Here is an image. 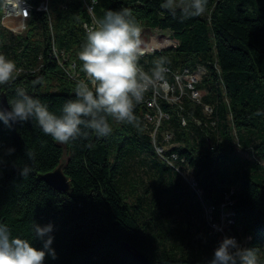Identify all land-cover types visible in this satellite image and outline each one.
I'll return each instance as SVG.
<instances>
[{
  "label": "trees",
  "instance_id": "1",
  "mask_svg": "<svg viewBox=\"0 0 264 264\" xmlns=\"http://www.w3.org/2000/svg\"><path fill=\"white\" fill-rule=\"evenodd\" d=\"M25 1L32 9L23 33L14 34L0 22V54L18 69L13 82L0 86L6 101L24 88L59 115L75 98L76 82L65 77L50 48L67 52L76 78H84L78 52L86 39L82 24L91 19L84 2L92 5L97 21L108 10L127 8L142 31L167 32L172 48L140 57L143 70L165 57L167 81L174 72L197 66L204 67V75L194 86L199 102L185 87L177 103L157 100L163 118L154 145L153 126L145 118L152 111L143 101L134 110L138 126L113 123L106 137L90 132L88 139L68 144L45 135L34 120L11 127L0 121V223L37 249L43 241L35 238L33 223L51 224L56 258L46 255L44 264H209L222 242L216 228L207 226L203 245L198 229L191 239L185 230L170 247L163 227L149 233L155 214L166 206V193L176 202L188 198L203 226L206 210L213 225L222 213L229 214L230 238L257 249L258 264H264V115H254L264 112V0H208L204 15L184 21L179 11L174 17L160 7L164 0H46L47 12L36 10L44 0ZM37 78L43 82L33 86ZM205 106L212 109L209 114ZM163 132L170 134L168 141ZM167 144L159 155L155 146ZM28 151L35 153V162ZM131 153L150 158L156 184L150 199L142 181L126 176ZM25 165L32 168L26 178L20 174ZM59 165L69 182L66 192L41 179ZM183 167L193 176V189L182 185Z\"/></svg>",
  "mask_w": 264,
  "mask_h": 264
},
{
  "label": "clouds",
  "instance_id": "2",
  "mask_svg": "<svg viewBox=\"0 0 264 264\" xmlns=\"http://www.w3.org/2000/svg\"><path fill=\"white\" fill-rule=\"evenodd\" d=\"M160 7L174 17L179 11L184 21L204 15L208 0H164ZM96 24L87 29L78 52L84 78L75 84V98L68 100L57 115L24 88H17L7 107L0 105V121L5 126L34 120L45 135L60 144L86 140L90 132L106 137L113 132V123L138 126L134 110L149 89L163 84L168 61L165 57L157 58L149 71L139 65L143 54L142 29L131 10H108ZM17 71L16 63L0 54V86L13 82ZM42 82V78H37L33 86ZM254 115L264 112L258 110ZM26 155L35 162L34 152L28 151ZM31 171L25 165L20 174L26 178ZM32 230L35 238L43 241L42 249L35 248L28 239L13 236L9 227L0 223V264H44L46 255L56 258L51 248L53 226L42 227L34 222ZM209 264H258L257 249L241 247L234 238L226 237Z\"/></svg>",
  "mask_w": 264,
  "mask_h": 264
},
{
  "label": "rangeland",
  "instance_id": "3",
  "mask_svg": "<svg viewBox=\"0 0 264 264\" xmlns=\"http://www.w3.org/2000/svg\"><path fill=\"white\" fill-rule=\"evenodd\" d=\"M23 32L24 30L22 31V33ZM165 38L166 35L164 33L158 34L154 31L144 30L141 33L142 49L146 50L152 48L153 45L156 44V47L162 46L166 44ZM153 119H146V121L148 126H153L150 136L154 145L156 143L157 130L161 125V119ZM166 133L169 134L168 132H163L162 136ZM158 147L159 146H155L156 151ZM168 147H170L169 144L162 146V148L165 150ZM149 161L150 158L146 154L131 153L128 156V161L125 168V172L127 174L126 176L132 178L134 181L137 182L142 181V187L146 186V189L148 191V199L151 198L150 193L152 189L156 186V184H153V182H151L154 178L148 167ZM180 175L183 180L182 185L188 189H193L192 185L188 181L190 178L193 179L190 170L183 167L182 171L180 172ZM163 199L164 201L167 200V202H164L166 206L159 213L155 214V220L152 221L153 224L148 226V229L149 233L155 235V233H157V229L163 227V231L166 234L168 247H170L172 244H177L179 241H181L185 230L188 232L189 239L193 238L196 229H198L199 234V237H197L199 245L205 244V237H207L209 233L207 226L216 228L220 233H222V240L226 237H231V234L225 229V218L227 215L226 212L222 213L220 223L218 225H213L211 221V216L209 215L210 211L206 210V226H203L200 224L199 216L197 215V212L194 210V208L191 206L192 203L191 201H189L188 198L185 197L179 202H176L173 198L168 197V195L165 193ZM237 242L241 247H244L242 240H237Z\"/></svg>",
  "mask_w": 264,
  "mask_h": 264
},
{
  "label": "built area",
  "instance_id": "4",
  "mask_svg": "<svg viewBox=\"0 0 264 264\" xmlns=\"http://www.w3.org/2000/svg\"><path fill=\"white\" fill-rule=\"evenodd\" d=\"M84 6L91 18L89 23L82 24V27L86 32L89 27L97 26L96 24L97 20L92 14V5H89L86 2H84ZM31 9L32 6L25 0H4L2 3V10L0 16L1 25L14 34H21L22 31L25 30L26 22L30 17ZM36 10L47 12V1L46 0L42 1L39 4V6L36 8ZM154 32L158 34L167 33L160 31H154ZM173 44L174 43H166L162 46H158L155 48L152 47L146 50L144 49L143 54L140 57L148 53H151L154 50L160 51L166 48H172ZM50 49H56V51H59L60 54H63V63L58 65L61 68L62 72L66 75L65 77L75 82L80 80L76 78L77 72H76L75 63L70 59L69 54L61 49H57V48H50ZM203 75H204V67L201 66H197L193 70L183 69L182 71H176L172 74L173 77L172 81L165 80L162 85H157L156 88L149 89V91L145 94L143 102L152 111V113L147 112L145 118L148 120L153 118H156L158 120L162 119L163 114L161 113L158 107L157 100L164 99L167 102L177 103L179 102L180 96L183 94L184 87L187 90H189L191 99L199 102L201 94L200 92L195 90L194 86L197 82L200 81ZM176 90H178V95L175 94ZM204 111L209 114L212 111V109L209 106H205ZM169 139H170V134L167 133L165 135L163 134V141H168ZM164 150L165 149H163L162 147H158L157 153L159 155H162ZM171 157L173 160L177 158L175 154L171 155ZM188 181L194 188L195 187L194 180L190 178ZM234 239L236 240V238Z\"/></svg>",
  "mask_w": 264,
  "mask_h": 264
},
{
  "label": "water",
  "instance_id": "5",
  "mask_svg": "<svg viewBox=\"0 0 264 264\" xmlns=\"http://www.w3.org/2000/svg\"><path fill=\"white\" fill-rule=\"evenodd\" d=\"M0 105L3 107H7V101L5 96H1L0 98ZM41 179L50 187L57 191L66 192L69 189V182L66 178V176L63 174L61 165H59L56 169H54L51 172L45 173L41 176ZM125 248L131 252V254L139 259L142 260V256L134 251H131V249L125 245ZM143 261V260H142Z\"/></svg>",
  "mask_w": 264,
  "mask_h": 264
},
{
  "label": "bare ground",
  "instance_id": "6",
  "mask_svg": "<svg viewBox=\"0 0 264 264\" xmlns=\"http://www.w3.org/2000/svg\"><path fill=\"white\" fill-rule=\"evenodd\" d=\"M164 34L166 35L167 33H164ZM165 41H166V43H170V41L167 39V35H166ZM156 45H157V44H156ZM156 45H153V48H155ZM53 48H55V47H53ZM52 52H53V56H54V58H55L60 64H62V63H63V54H60V52H59V51H56V49H52ZM54 58H53V59H54Z\"/></svg>",
  "mask_w": 264,
  "mask_h": 264
}]
</instances>
